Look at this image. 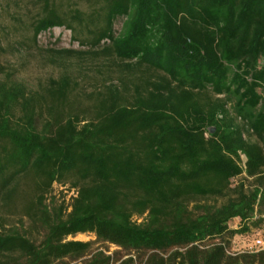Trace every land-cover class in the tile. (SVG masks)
<instances>
[{
    "label": "trees",
    "instance_id": "obj_1",
    "mask_svg": "<svg viewBox=\"0 0 264 264\" xmlns=\"http://www.w3.org/2000/svg\"><path fill=\"white\" fill-rule=\"evenodd\" d=\"M263 225L264 0H0V264H264Z\"/></svg>",
    "mask_w": 264,
    "mask_h": 264
},
{
    "label": "rangeland",
    "instance_id": "obj_2",
    "mask_svg": "<svg viewBox=\"0 0 264 264\" xmlns=\"http://www.w3.org/2000/svg\"><path fill=\"white\" fill-rule=\"evenodd\" d=\"M120 29V22H116L114 27V32L117 33ZM37 45L39 48L45 49H71V50H80L78 45L71 41V34L69 31L63 28H54L47 32L41 33L37 38ZM7 61L13 66H19L21 62H27L25 67L19 69L20 77L26 80L29 83H32L36 78L46 77L53 73V69L45 64H43L39 57L28 58L25 57L20 59L18 56H8ZM57 71H54L53 74H56ZM51 196L55 197L58 201L64 200L66 203H69L70 198L73 196L72 191H68L67 187L60 185H53ZM14 220V219H12ZM239 221L233 220L229 223V228L232 230L238 229ZM68 240L80 241V242H92L93 251H103L106 255L114 256L115 252H118L114 257L119 258L120 261L127 258L124 254L111 246V245H102L100 243L94 242L95 237L92 234H82L76 235L75 237H69ZM260 240L264 243V225L260 229H251L248 234L245 235H235L230 240L229 252L239 253L244 252L249 249L254 241ZM70 264H80L78 262ZM118 264V263H117ZM134 264H140L135 262Z\"/></svg>",
    "mask_w": 264,
    "mask_h": 264
},
{
    "label": "built area",
    "instance_id": "obj_3",
    "mask_svg": "<svg viewBox=\"0 0 264 264\" xmlns=\"http://www.w3.org/2000/svg\"><path fill=\"white\" fill-rule=\"evenodd\" d=\"M262 249H264V243L260 240H256L254 241L253 245L249 249H247V251H244V252H257ZM239 253H242V252H239ZM228 254L233 255L236 253L228 252Z\"/></svg>",
    "mask_w": 264,
    "mask_h": 264
}]
</instances>
